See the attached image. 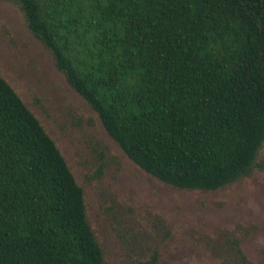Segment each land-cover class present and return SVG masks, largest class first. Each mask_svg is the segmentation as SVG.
I'll list each match as a JSON object with an SVG mask.
<instances>
[{
  "label": "trees",
  "instance_id": "16d2710c",
  "mask_svg": "<svg viewBox=\"0 0 264 264\" xmlns=\"http://www.w3.org/2000/svg\"><path fill=\"white\" fill-rule=\"evenodd\" d=\"M8 1L146 174L215 191L251 172L264 142V0ZM0 264H103L82 189L1 76Z\"/></svg>",
  "mask_w": 264,
  "mask_h": 264
},
{
  "label": "rangeland",
  "instance_id": "374dc122",
  "mask_svg": "<svg viewBox=\"0 0 264 264\" xmlns=\"http://www.w3.org/2000/svg\"><path fill=\"white\" fill-rule=\"evenodd\" d=\"M0 76L82 189L103 264H264V142L251 172L224 188L163 184L107 135L8 0H0Z\"/></svg>",
  "mask_w": 264,
  "mask_h": 264
}]
</instances>
